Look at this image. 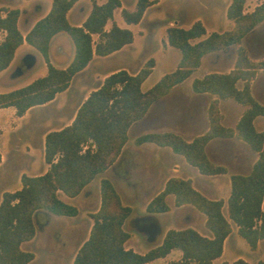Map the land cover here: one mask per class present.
I'll return each instance as SVG.
<instances>
[{"label":"trees","instance_id":"trees-1","mask_svg":"<svg viewBox=\"0 0 264 264\" xmlns=\"http://www.w3.org/2000/svg\"><path fill=\"white\" fill-rule=\"evenodd\" d=\"M77 1L52 0L50 11L25 35L18 27L20 10L0 8V30L6 32L0 42V72L11 64L16 50L24 42L42 54L47 66L44 76L25 86L0 92V108L13 107L17 116H23L30 108L46 104L65 91L94 55L108 56L133 43L132 30L120 27L113 20L115 10L122 6L121 0H106L101 4L91 0V11L85 21L73 25L67 13ZM246 1L231 0L226 15L233 21V27L223 32L207 34L200 20L189 28L176 24L168 26V44L180 52L175 70L164 74L145 91L142 84L155 66L153 58L136 73L125 68L115 70L88 94L70 124L46 133L44 160L48 169L39 175L22 174L19 189L3 192L0 202V264L31 262L35 255L24 250L22 244L34 238L37 215L44 212L76 216L78 208L62 200L59 193L76 197L83 192L97 175L115 163L128 140L129 129L144 118L156 100L187 80L201 65L203 57L233 48L236 58L229 72H210L202 78H194L191 83L193 92L216 96L209 102V129L205 133L191 141L171 131L148 132L135 138L137 145L152 142L170 147L200 173L207 175L227 172L225 166L213 163L207 156L205 148L210 140L236 137L246 142L258 157L249 174L231 175L228 217L223 212V199L208 198L194 188L190 179L171 177L163 190L149 202L147 211H168L166 197L173 194L176 206L190 204L206 215V227L212 235H202L191 227L171 228L159 245L141 254L124 246L130 234L124 230L123 224L132 209L122 203L112 181L104 177L100 181V206L90 215L93 220L90 234L77 250L73 264H147L165 257L173 249L180 250L182 255L170 264H213L223 253L232 222L250 248H257L259 241L264 239V130L258 131L254 120L258 116L264 117V104L253 96L252 81L264 71V57L251 58L243 39L264 22V2L245 12ZM153 4L154 0H137L133 10L122 8L121 16L128 24H137ZM110 20L112 25L107 30L105 27ZM60 32L66 33L74 45L73 58L65 68L54 65L49 54L51 40ZM94 35H97L96 41ZM239 81L243 82L241 88L237 86ZM219 99H233L246 106L234 128L221 123ZM232 264L249 263L238 258Z\"/></svg>","mask_w":264,"mask_h":264},{"label":"crops","instance_id":"crops-1","mask_svg":"<svg viewBox=\"0 0 264 264\" xmlns=\"http://www.w3.org/2000/svg\"><path fill=\"white\" fill-rule=\"evenodd\" d=\"M96 2L99 4L104 3L103 0H96ZM121 2H122V6L120 8H117L120 11L122 8H125L122 0ZM230 2L231 0H229V3L224 11L225 13L224 16L227 13V8ZM253 2L254 5L252 6V8L249 10L245 9V12L252 11L257 5L260 4L259 2H257V0H254ZM51 7H52V0H0V8H4V9L18 8L20 10L18 27L20 31L23 33V35H25L31 29V27L36 23L37 20L44 17L50 11ZM91 7H92L91 0H78L67 13V18L69 22L73 25H81L87 18L88 14L90 13ZM3 15H5V12L3 13ZM113 20L119 25L115 17V12H114ZM198 20H200L203 24H205V21H203L202 19H198ZM227 20H225V24L230 26L231 25L230 21L232 20L228 18ZM109 24L111 27L112 25L111 20L107 22L106 27ZM175 24L178 25L177 23ZM232 27L220 31V30H210L209 28H207V26H205L207 30V34H209L212 31L223 32L231 29ZM109 28L106 29L108 30ZM259 31L263 32L262 35L263 38L261 41H259L257 46L258 48L255 49L256 53H260L261 51H264V22L258 24L255 27V29L251 31L249 34ZM5 34H6L5 31L0 30V37H1L0 42L3 40ZM249 34H247L243 39L244 46H246L244 40L247 38ZM58 40H60V42H58ZM68 43L72 44L73 51L71 54H68L66 51V45ZM165 43L168 49V46L170 45L167 44V42ZM25 44L27 43L24 42L21 46L18 47L15 53V57L12 60L11 64L5 70L1 71L0 74L10 72L13 63L17 59L21 47L25 46ZM125 46H123L120 50H117L114 53L104 57L106 58L122 51ZM246 48L248 49L251 58L261 59L264 57L263 54L262 56H259V58H255L254 56H252L250 49L247 46ZM33 53L35 54V52ZM226 53L227 54L231 53L234 56L233 63L229 65V68L226 71L209 70L208 72L202 75L196 74L198 70L203 68L206 58H208L209 56H215V59L213 60V63L215 64L219 60V56H221L220 54H226ZM49 54L51 61L52 59H55L53 58L54 56L57 57L56 58L57 60H53L54 62L52 61L53 64L55 63L56 66L59 68H65L70 63L74 55V45L70 37H68L64 32H60L56 34L51 40ZM35 55L37 57V54ZM95 56L97 55H94L93 59L95 58ZM97 57H101V56H97ZM235 58L236 55L234 48L230 51L214 52L203 57L201 65L191 74V76L183 83L173 87L166 95L156 100L151 105L144 118L135 122L129 129V132L134 125H137V128L142 131L141 134L148 132L171 131L179 134L187 141H191L196 136L205 133L209 129V120H208L209 102L210 100L215 99L216 96L210 93L193 92L191 88V83L194 78H202L204 75L210 72H229L234 66ZM90 63L82 72H84L89 67ZM82 72L78 73L73 77L69 87L65 91L58 93L52 101L39 106L46 107L53 104L54 102L56 103V101L58 102L59 95L70 96L68 95L70 86L74 78L79 74H81ZM259 74H262L261 76H264L263 75L264 71H260L257 74L256 78L252 81V94L258 102L264 104V80L261 83L260 98L256 95L257 92L255 86L257 84V79ZM186 82H189L187 91L183 93H179L178 91L180 86H182V84H185ZM242 85H243L242 81H239L237 83V86L239 88H241ZM76 92L78 93V91ZM87 96H85L84 99ZM83 101H81L78 104L73 118L75 117L77 109L79 108L80 104ZM67 102L68 99L67 101H65V106L68 104ZM226 103L228 104V108H229L228 111L225 109ZM65 106L60 105L59 107H56V111L57 112L61 111L62 109H64ZM156 106L159 107V109H156ZM35 107H32L29 110H27V112L23 116H18V117L25 118ZM245 108L246 106L237 103L233 99H219V109L222 115L221 123L224 126L234 128L238 123ZM44 120L45 118L42 121ZM72 120L68 124H70ZM254 125L258 131L264 130V117L258 116L254 120ZM45 136L46 134L41 139L39 148L36 147V145L32 144L33 148L39 149L41 156L42 153H44V150L42 149V143L44 141V145H45ZM135 138H134V144L132 145L128 137V140L121 154L119 155L118 159L115 161V163L111 167H109L104 173L97 175L85 187L83 192H81L78 196L83 194L85 200L89 205H91L93 201L95 202L96 208L95 210L92 211V213H94L95 211H97V209L100 206V200H101L100 181L104 177L109 178L114 184L116 190L118 191L122 203L124 205L130 206L132 209L130 215L127 217V219L123 224L124 230L130 234V237L124 243V246L127 249L130 248L135 252L141 254L146 253L151 248L159 245L162 242L167 230L171 228L183 229V228L191 227L196 229L202 235L209 237L212 235L210 230L206 227V215L190 204L176 206L175 196L173 194H169L166 197V202L170 207L168 211L163 213H150L147 211V206L149 202L163 190L169 178L178 177L182 179H190L194 188H196L198 191L203 193L208 198L223 199L224 200L223 212L224 215L228 217L227 200L231 192V175L249 174L252 170L253 164L255 163L258 157V154L253 149H251V147L246 142L242 141L241 139H238L236 137L214 138L208 142L205 148L207 156L213 163L225 166L227 168V172L223 174L207 175L200 173L196 167L190 165L182 155L173 152V150L170 147L167 146L162 147L152 142H147L137 145L135 143ZM17 154L19 156L24 155L28 159L32 158V155L29 153L27 154L17 153ZM1 155H2V161L0 163V168L5 164L4 156L3 154ZM45 165L43 167L42 173H44L47 170L45 168ZM112 171H116L119 177H121L120 180L121 182L119 184L115 182V180L113 179ZM96 183H97V189L95 188L96 185H94ZM0 191H1L0 192V202H1L2 195L3 192H5V190L1 189ZM62 194L64 193L62 192L59 193L60 198L65 202L76 206L79 210V213L77 215H79L81 209L71 201L72 199H75L78 196L64 197ZM262 209L264 211V202L262 204ZM68 217H75V216H68ZM149 221L154 222L158 225L157 232L153 231L151 225L149 224ZM92 224H93V220L91 218V221L87 223V227L81 230V232L78 231V237L79 238L83 237L85 241L90 234ZM132 224H135L136 228H131ZM231 224H232V231L224 241L223 253L219 258L213 261V264H216L224 256L227 242L229 243V248L231 249L232 245L234 244V240L238 241L239 237H241L237 232L238 229L237 225L233 222ZM234 234H237L236 239L232 238ZM137 235L141 236L144 242L143 251L139 250L138 248L139 245L136 242ZM262 242H264V239L259 241L258 245H260ZM23 244H22V248H23ZM77 250L72 256L71 264H73V260ZM175 250H177L178 252L175 253ZM34 255H35L34 259L28 264H33L36 261L37 258L36 254L34 253ZM181 255L182 253L180 250L173 249L165 257L157 258L151 262H148L147 264H152L158 260H163L164 264H170L171 261L179 260L181 258ZM234 255H238V256L233 260V262L238 258H241L240 251H238Z\"/></svg>","mask_w":264,"mask_h":264},{"label":"rangeland","instance_id":"rangeland-1","mask_svg":"<svg viewBox=\"0 0 264 264\" xmlns=\"http://www.w3.org/2000/svg\"><path fill=\"white\" fill-rule=\"evenodd\" d=\"M96 1V0H95ZM105 0H103L104 2ZM124 7L133 10L137 0H122ZM254 0H247L245 9L249 10L254 5ZM92 2V1H91ZM262 3L264 0H257ZM229 0H154V4L147 8L142 20L137 24H128L121 16L119 9L115 10V17L119 26L129 28L134 33V41L126 45L122 51L109 56L97 57L91 61L89 67L76 76L70 86L68 95L58 96V102L43 107L37 106L25 117H18L13 107L0 108V151L5 159L4 166L0 168V190L15 191L21 187V175H39L43 172L45 165L44 153L42 156L39 148L43 136L51 131L60 129L72 120L78 104L83 101L92 90H94L104 78L111 72L120 68H125L134 73L143 66L150 58L155 60V66L150 75L142 84V89L151 88L164 74L169 73L177 67L180 59L178 49L168 46L166 28L177 23L185 28H189L198 19L205 21V26L210 30H224L232 27L225 24L227 20L224 11ZM228 21V20H227ZM111 23V22H110ZM110 24L106 27L109 28ZM66 34V33H65ZM67 35V34H66ZM263 32H254L244 40L245 45L250 49L252 56L259 58L264 51L256 53L259 41L262 40ZM68 36V35H67ZM69 37V36H68ZM1 38V37H0ZM94 41L97 35L93 36ZM60 42V40H58ZM66 51L71 54L72 44L66 45ZM37 54V62L34 67L27 69L22 61L26 53ZM217 63H213L215 56L205 59L203 68L196 72L202 75L209 70L226 71L233 63L234 56L231 53L220 54ZM57 60V57H53ZM54 62V61H53ZM55 64V63H54ZM56 65V64H55ZM47 73V66L42 54L30 45L25 44L20 49L17 59L13 63L10 72L0 74V92L25 86L32 80L44 76ZM259 74L256 84V95L260 98L261 83L264 76ZM264 75V74H263ZM189 82L182 84L179 93L187 91ZM78 91V93L76 92ZM176 92V93H178ZM68 104L65 106V101ZM166 103V102H165ZM64 105V109L56 111V107ZM156 109L159 107L156 106ZM225 109L228 111V104ZM45 118L44 121H42ZM141 130L134 125L129 132V140L134 144V138L141 134ZM44 150V141L42 143ZM20 154H31L32 158L19 156ZM48 165L45 168L48 169ZM116 171H112V176L118 184L121 182ZM95 188L97 189V183ZM94 187V186H93ZM1 192V191H0ZM67 197L65 194H62ZM80 209V214L75 217L56 216L40 212L36 217V235L23 244V249L36 254V261L33 264H71V259L75 251L84 241L83 237H78V231L85 229L87 223L91 221V213L95 210V202L89 205L83 194L71 200ZM131 228H136L132 224ZM79 232V233H80ZM237 234L232 238L236 239ZM136 242L139 250H144L142 237L137 235ZM231 246V244H230ZM240 251L241 258L249 264H260L264 262V242L257 248L251 249L247 242L239 237L234 240L232 248L227 242L224 256L216 264H230L238 256L234 255ZM178 252L175 250V253ZM152 264H164L163 260H158Z\"/></svg>","mask_w":264,"mask_h":264},{"label":"water","instance_id":"water-1","mask_svg":"<svg viewBox=\"0 0 264 264\" xmlns=\"http://www.w3.org/2000/svg\"><path fill=\"white\" fill-rule=\"evenodd\" d=\"M22 61L27 69H31L35 66L37 62V57L34 53H26L23 56Z\"/></svg>","mask_w":264,"mask_h":264},{"label":"flooded vegetation","instance_id":"flooded-vegetation-1","mask_svg":"<svg viewBox=\"0 0 264 264\" xmlns=\"http://www.w3.org/2000/svg\"><path fill=\"white\" fill-rule=\"evenodd\" d=\"M149 224L151 225L154 232L158 231V225L156 223L149 221Z\"/></svg>","mask_w":264,"mask_h":264}]
</instances>
